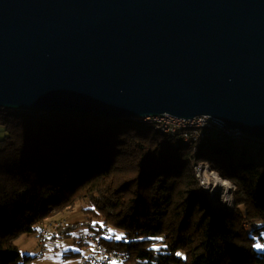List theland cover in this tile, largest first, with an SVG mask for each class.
Here are the masks:
<instances>
[{
	"label": "water",
	"instance_id": "95a60500",
	"mask_svg": "<svg viewBox=\"0 0 264 264\" xmlns=\"http://www.w3.org/2000/svg\"><path fill=\"white\" fill-rule=\"evenodd\" d=\"M0 109L208 116L264 141V0H0Z\"/></svg>",
	"mask_w": 264,
	"mask_h": 264
},
{
	"label": "trees",
	"instance_id": "16d2710c",
	"mask_svg": "<svg viewBox=\"0 0 264 264\" xmlns=\"http://www.w3.org/2000/svg\"><path fill=\"white\" fill-rule=\"evenodd\" d=\"M240 141L256 156L231 164L204 151L235 140L185 145L132 118L0 109V264L27 262L16 238L76 204L75 225L128 263L264 264V141ZM199 165L234 185L230 213H211Z\"/></svg>",
	"mask_w": 264,
	"mask_h": 264
},
{
	"label": "rangeland",
	"instance_id": "374dc122",
	"mask_svg": "<svg viewBox=\"0 0 264 264\" xmlns=\"http://www.w3.org/2000/svg\"><path fill=\"white\" fill-rule=\"evenodd\" d=\"M255 148L256 143L236 141L226 145H210L204 152L206 154L224 152L227 161L233 164L242 159L243 156H256ZM258 149L260 150L259 147ZM230 184L233 185L232 183ZM82 207H85L84 204H76L71 211H66L58 215V217L65 222L68 231L71 230L70 228H72V226H74V229L70 231V235L68 236L61 235L56 231L47 237L42 243L43 252H40L41 248L39 246V232L41 230L39 224L36 226V231L34 233L30 235H21L16 238L14 244L20 255L28 259L27 262L22 260L21 264H77L81 257L89 252L88 246L82 243L77 244L81 236L89 233L86 227L75 225L85 221V215L81 211ZM233 207L234 202L231 209H233Z\"/></svg>",
	"mask_w": 264,
	"mask_h": 264
},
{
	"label": "bare ground",
	"instance_id": "6f19581e",
	"mask_svg": "<svg viewBox=\"0 0 264 264\" xmlns=\"http://www.w3.org/2000/svg\"><path fill=\"white\" fill-rule=\"evenodd\" d=\"M160 117V116H158ZM204 118V116L195 117ZM136 122H144L147 124H153L158 127L160 133L170 134L171 136L178 137L185 145L189 144H224L228 141H240L245 136L242 134H227L223 131V125L215 119H203V123H185L180 126L174 127L172 130H167L161 126L160 121H151L148 118L136 119L132 118ZM205 127L209 128V131L216 132L215 138H205L201 134H205ZM194 135V136H190ZM186 136V138H183ZM195 151V150H194ZM196 178L199 182L200 189L205 195L206 200L209 203L211 213L213 215H223L230 213L233 206V188L227 180L221 179V177L211 171L208 166H196L194 167ZM199 172H202L199 173ZM203 176V182H202ZM105 247L100 240H95V247ZM111 254H119L118 251L109 250ZM126 257V256H125Z\"/></svg>",
	"mask_w": 264,
	"mask_h": 264
},
{
	"label": "built area",
	"instance_id": "2783aa9c",
	"mask_svg": "<svg viewBox=\"0 0 264 264\" xmlns=\"http://www.w3.org/2000/svg\"><path fill=\"white\" fill-rule=\"evenodd\" d=\"M151 121H160L161 126L163 128H166L167 130H172L176 126H180L185 123H203V119H213L208 116H204V118H193V119H179L175 118L169 115H162L160 117H152L148 118ZM221 124V123H220ZM224 133L227 134H239L242 136V133L237 130H231L226 129L223 126ZM216 132L209 131V128L205 127V134H201L205 136V138H215ZM194 136V135H190ZM183 138H186V136H183ZM202 174V172H199ZM202 182H203V176H202ZM230 184V183H229ZM231 185V184H230ZM234 191V186L231 185ZM65 225V222L63 220L60 221H47L40 224L41 230L39 232V246H40V252H43V241L52 235L54 232H56L58 229L62 228ZM95 240H99V236L87 233L79 238V242L82 244H85L89 247V252L81 257V259L77 262V264H133L125 262L127 257L123 253L119 254H111L109 253V250L106 249V247H95Z\"/></svg>",
	"mask_w": 264,
	"mask_h": 264
},
{
	"label": "snow or ice",
	"instance_id": "6c2138e0",
	"mask_svg": "<svg viewBox=\"0 0 264 264\" xmlns=\"http://www.w3.org/2000/svg\"><path fill=\"white\" fill-rule=\"evenodd\" d=\"M116 238H117V239H120L121 237L117 236ZM258 247H259V246H258Z\"/></svg>",
	"mask_w": 264,
	"mask_h": 264
}]
</instances>
